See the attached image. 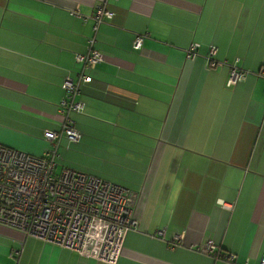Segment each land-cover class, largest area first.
<instances>
[{
	"label": "crops",
	"instance_id": "0c3cea01",
	"mask_svg": "<svg viewBox=\"0 0 264 264\" xmlns=\"http://www.w3.org/2000/svg\"><path fill=\"white\" fill-rule=\"evenodd\" d=\"M98 4L113 15L93 32ZM91 35L103 59L87 70L83 110L70 113L71 141L61 84ZM230 64L246 75L227 86ZM263 68L264 0H0V144L42 154L44 132L59 131L60 165L139 192L138 225L115 264H259ZM209 238L236 258L198 250ZM14 248L17 264H108L0 223V264L15 262Z\"/></svg>",
	"mask_w": 264,
	"mask_h": 264
},
{
	"label": "built area",
	"instance_id": "2783aa9c",
	"mask_svg": "<svg viewBox=\"0 0 264 264\" xmlns=\"http://www.w3.org/2000/svg\"><path fill=\"white\" fill-rule=\"evenodd\" d=\"M112 15L111 9L96 5L90 16L93 32ZM144 37V33H137L132 48L140 49ZM94 42V35L88 37L86 51L75 54L79 68L66 75L61 84L64 94L58 105L60 131L71 141L78 139L79 132L70 113L83 110L79 96L91 80L87 70L103 59ZM198 47V42H191L186 57L192 58ZM215 51V45L210 44L206 54L210 68L223 63L215 58ZM245 75V70L230 64L225 83L232 86ZM59 135V131L44 132L49 146L40 155L0 144V223L81 256L115 264L127 232L138 225L135 208L139 192L111 179L59 165ZM157 234L161 236L164 231L158 230ZM197 249L218 259L236 258L233 251L221 249L210 238ZM19 252L18 248L12 250L15 262L11 264H17ZM259 264H264V252Z\"/></svg>",
	"mask_w": 264,
	"mask_h": 264
},
{
	"label": "trees",
	"instance_id": "16d2710c",
	"mask_svg": "<svg viewBox=\"0 0 264 264\" xmlns=\"http://www.w3.org/2000/svg\"><path fill=\"white\" fill-rule=\"evenodd\" d=\"M60 158V157H59ZM59 158H58V160H59ZM58 164H59V161H58ZM60 165V164H59Z\"/></svg>",
	"mask_w": 264,
	"mask_h": 264
},
{
	"label": "rangeland",
	"instance_id": "374dc122",
	"mask_svg": "<svg viewBox=\"0 0 264 264\" xmlns=\"http://www.w3.org/2000/svg\"><path fill=\"white\" fill-rule=\"evenodd\" d=\"M32 154V153H31ZM35 155H40V154H35Z\"/></svg>",
	"mask_w": 264,
	"mask_h": 264
}]
</instances>
